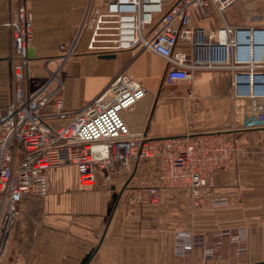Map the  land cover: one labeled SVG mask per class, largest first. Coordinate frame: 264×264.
<instances>
[{
  "label": "crops",
  "instance_id": "0c3cea01",
  "mask_svg": "<svg viewBox=\"0 0 264 264\" xmlns=\"http://www.w3.org/2000/svg\"><path fill=\"white\" fill-rule=\"evenodd\" d=\"M19 3L33 14L30 89L47 84L43 95L51 100L42 113L50 124H66L71 119L70 115L66 119L54 116L58 102L71 113L82 109L126 70L147 92L131 110L122 112L132 133L148 138L184 134L190 128L222 133L237 142L241 152L235 169H220L213 176L210 196L228 198L229 204L212 207L207 202L199 211L190 207L185 190H162L154 205H140L134 199L141 187L155 181L156 167L151 162L141 164L137 176L124 185V180L108 179L102 173L92 184H84L76 166H58L49 173L46 196L29 194L19 203V217L3 264L264 261V124L244 127L234 110L240 101L234 84L240 73L249 70L230 64L226 71L198 72L191 82L163 85L156 102L168 70L165 60L148 50L113 52V58L88 51L89 35L83 24L104 0H0V111L12 97L14 48L7 23ZM224 16L233 27L264 29V0H238ZM191 26L217 29L224 21L215 8L207 14L195 9ZM258 71L264 73V67ZM197 229L206 234L205 247L183 252L179 233ZM217 232L228 233L217 236ZM206 249L211 250L212 260L206 258ZM223 256L231 257L220 262Z\"/></svg>",
  "mask_w": 264,
  "mask_h": 264
},
{
  "label": "built area",
  "instance_id": "2783aa9c",
  "mask_svg": "<svg viewBox=\"0 0 264 264\" xmlns=\"http://www.w3.org/2000/svg\"><path fill=\"white\" fill-rule=\"evenodd\" d=\"M236 1L104 0L83 24L89 35L88 51L105 55L124 50L151 51L168 65L165 86L191 82L200 69L222 70L230 64L238 70L248 69L234 84L235 97L240 100L234 110L245 122L244 127L264 124L263 83L258 78L264 75L258 71L264 61L246 62L243 43L251 31L256 46L264 39V29L228 24L224 13ZM211 8L221 15L223 27L191 26L195 9L207 14ZM33 23L32 12L22 3L12 10L7 23L14 48L13 91L8 107L0 111V264L9 253L19 203L29 194L46 196L49 173L61 165L76 166L79 175L92 182L98 173L130 182L141 164L151 162L156 167L155 181L136 194L134 199L140 205L157 204L165 189L187 191L195 207L207 202L212 207L229 204L228 198L210 196L212 181L217 170L235 169L240 145L222 133L201 130L159 138L132 133L122 112L131 110L147 92L126 70L82 109L71 113L58 102L54 116L66 119L70 115L71 119L66 124H50L42 113L51 100V96L43 95L47 84L30 89ZM222 33L226 43L220 39ZM244 74H249L248 82ZM179 238L183 240L182 251L187 253L206 244L205 233L180 232ZM205 256L212 260L210 249L205 250Z\"/></svg>",
  "mask_w": 264,
  "mask_h": 264
},
{
  "label": "bare ground",
  "instance_id": "6f19581e",
  "mask_svg": "<svg viewBox=\"0 0 264 264\" xmlns=\"http://www.w3.org/2000/svg\"><path fill=\"white\" fill-rule=\"evenodd\" d=\"M158 1V0H155ZM249 35L246 36V38L243 39V43L246 44V55H245V61L252 62H262L264 61V39L258 40L256 43V46H254L253 41V34L251 31H249ZM264 38V37H263ZM221 41L226 43L227 37L225 33H222L220 35ZM229 58V56H228Z\"/></svg>",
  "mask_w": 264,
  "mask_h": 264
},
{
  "label": "rangeland",
  "instance_id": "374dc122",
  "mask_svg": "<svg viewBox=\"0 0 264 264\" xmlns=\"http://www.w3.org/2000/svg\"><path fill=\"white\" fill-rule=\"evenodd\" d=\"M90 52V51H89ZM90 53H92V52H90ZM105 54H101L100 56H104ZM228 67H229V65H228ZM228 67L227 68H225V69H222V71H226L227 69H228ZM202 71H205V70H202V69H200V70H197L196 71V73H195V75L198 73V72H202ZM217 71V70H216ZM221 71V70H220ZM194 75V76H195ZM183 92H187V88H184L183 89ZM187 120H188V118H187ZM242 123L244 124L245 122L244 121H242ZM191 129V128H190ZM190 129H188V131L190 130ZM195 131V130H194ZM194 131H189V132H194ZM81 179H82V181H83V183L84 184H92V181H89V180H86L85 178H82L81 177ZM124 181L123 182H121V184L123 183V185L125 184V183H129V182H127L126 181V179H123ZM205 205V204H204ZM204 205L203 206H200V207H195V206H193L192 204H191V201H190V207L194 210V211H199V210H201L203 207H204ZM197 214H194V216H193V221H194V224H196V222H195V220H197ZM197 233H204V231L202 230V229H197V230H195ZM196 232H194V233H196ZM196 233V234H197ZM231 256H229V257H227L226 258V256H223L222 258H220V262L221 261H225V262H228V260H229V258H230ZM218 261V262H219ZM230 264H233V262H232V260H231V262H230Z\"/></svg>",
  "mask_w": 264,
  "mask_h": 264
},
{
  "label": "water",
  "instance_id": "95a60500",
  "mask_svg": "<svg viewBox=\"0 0 264 264\" xmlns=\"http://www.w3.org/2000/svg\"><path fill=\"white\" fill-rule=\"evenodd\" d=\"M30 55L32 56L33 55V52L31 51L30 52ZM104 57H106V58H113V57H115V55H113V54H106V55H104ZM166 72H167V69L165 70V72H164V75H163V77H162V81H161V84H160V87H159V90H158V92H157V98H156V102H157V99H158V97H159V95H160V92H161V89H162V87H163V85H164V79H165V75H166ZM242 75V74H241ZM244 75H246V76H243V79H244V81L245 82H248L249 80H250V76H249V74H244ZM261 81H262V83H263V86L261 87V92H260V94H264V75H261V76H259L258 77ZM117 198H118V196L117 195H115L114 196V200H117ZM253 264H264V261H262V262H257V263H253Z\"/></svg>",
  "mask_w": 264,
  "mask_h": 264
},
{
  "label": "trees",
  "instance_id": "16d2710c",
  "mask_svg": "<svg viewBox=\"0 0 264 264\" xmlns=\"http://www.w3.org/2000/svg\"><path fill=\"white\" fill-rule=\"evenodd\" d=\"M98 55H101V54H98Z\"/></svg>",
  "mask_w": 264,
  "mask_h": 264
}]
</instances>
